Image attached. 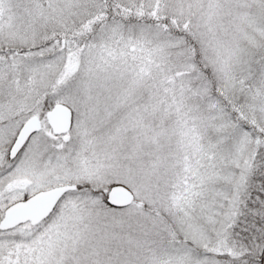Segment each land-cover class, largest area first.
I'll return each mask as SVG.
<instances>
[{
    "label": "snow or ice",
    "instance_id": "obj_1",
    "mask_svg": "<svg viewBox=\"0 0 264 264\" xmlns=\"http://www.w3.org/2000/svg\"><path fill=\"white\" fill-rule=\"evenodd\" d=\"M0 264H264V0H0Z\"/></svg>",
    "mask_w": 264,
    "mask_h": 264
}]
</instances>
